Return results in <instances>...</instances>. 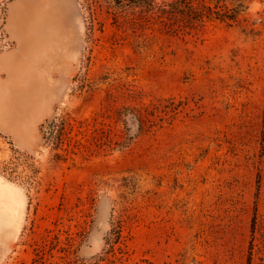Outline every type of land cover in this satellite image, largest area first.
<instances>
[{"label":"rangeland","instance_id":"374dc122","mask_svg":"<svg viewBox=\"0 0 264 264\" xmlns=\"http://www.w3.org/2000/svg\"><path fill=\"white\" fill-rule=\"evenodd\" d=\"M10 29L0 264H264V0H0Z\"/></svg>","mask_w":264,"mask_h":264},{"label":"crops","instance_id":"0c3cea01","mask_svg":"<svg viewBox=\"0 0 264 264\" xmlns=\"http://www.w3.org/2000/svg\"><path fill=\"white\" fill-rule=\"evenodd\" d=\"M21 30L23 33H27V34H29V33H37V34L41 33V34H43L44 33V29L36 30V31H34V29H21ZM47 32H49V34H50L49 35L50 40H49V42H42V47L44 44L51 43L52 48L48 52H42V48H41L40 51L36 52V55L34 58H36V59L40 58L42 60H44V59L52 60L54 63V66L50 72L51 73H53L55 71L60 72L61 71L60 70L61 69L60 63L63 59L67 58V56H68L67 49H65L64 47L68 46V44H69L68 38L69 37L64 36V34L75 33V31H73V30L69 31L68 29H49ZM10 36L12 39L18 41V47L15 49H12L10 51H5V52L0 53V67L5 69L7 72L6 78L2 79L0 77V84L2 85V87L0 88V96L4 93L8 94L10 99H13L14 97L33 96L35 94V92H37V90L35 89L32 92L30 90H25L23 88V85H22V84H24L23 82H20V83L13 82V85L12 86L10 85V83L13 81L12 75H11V65H6V64L1 62L2 59L6 58V57H12L16 54L19 55V52L21 51L22 46H24L23 41L19 42V37L21 39V35L19 34V31H17V29H10ZM21 44H22V46H21ZM14 84H18V86L20 88L19 87H18V89L13 88ZM14 105L11 107V109L14 108ZM0 120H2L1 117H0Z\"/></svg>","mask_w":264,"mask_h":264},{"label":"bare ground","instance_id":"6f19581e","mask_svg":"<svg viewBox=\"0 0 264 264\" xmlns=\"http://www.w3.org/2000/svg\"><path fill=\"white\" fill-rule=\"evenodd\" d=\"M16 76L20 77V71H16ZM6 103H7L6 98L1 96L0 104L6 105ZM6 185L8 186L9 184H6ZM14 199L15 197L11 195L8 190L0 186V224L8 225L12 221V218L16 215V203H15L16 200Z\"/></svg>","mask_w":264,"mask_h":264},{"label":"trees","instance_id":"16d2710c","mask_svg":"<svg viewBox=\"0 0 264 264\" xmlns=\"http://www.w3.org/2000/svg\"><path fill=\"white\" fill-rule=\"evenodd\" d=\"M138 1H140V3L142 4V5H150V2H152L153 0H138ZM178 7H174V9H177ZM235 13H237V9H236V7H235V9L233 10V13L232 12H230V19H234L236 16H235ZM202 18H206V16L204 15V16H202V17H199V18H195V20H201ZM211 18H215V17H211ZM54 119H52L51 121H50V124H48V127L52 124V122H54L53 121ZM62 127V128H61ZM59 128V130L60 131H63L64 130V127H63V124H61V126L60 127H58ZM57 131V130H56ZM60 136H61V134H60ZM57 138V137H56Z\"/></svg>","mask_w":264,"mask_h":264}]
</instances>
